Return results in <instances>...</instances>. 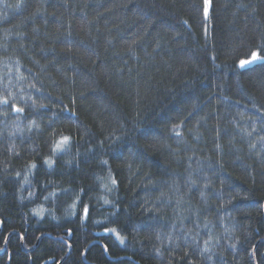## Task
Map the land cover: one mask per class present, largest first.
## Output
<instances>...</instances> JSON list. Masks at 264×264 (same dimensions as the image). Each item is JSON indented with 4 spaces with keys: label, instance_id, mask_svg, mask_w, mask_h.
I'll use <instances>...</instances> for the list:
<instances>
[{
    "label": "trees",
    "instance_id": "obj_1",
    "mask_svg": "<svg viewBox=\"0 0 264 264\" xmlns=\"http://www.w3.org/2000/svg\"><path fill=\"white\" fill-rule=\"evenodd\" d=\"M204 6L0 0V264H264V0Z\"/></svg>",
    "mask_w": 264,
    "mask_h": 264
},
{
    "label": "snow or ice",
    "instance_id": "obj_2",
    "mask_svg": "<svg viewBox=\"0 0 264 264\" xmlns=\"http://www.w3.org/2000/svg\"><path fill=\"white\" fill-rule=\"evenodd\" d=\"M208 4H209V0H205V6H204V14H205V16L208 15ZM257 60H264V55H260L257 51H253V52L251 53V56H250L249 59H241V60H239V63H238L237 66H238L239 68L243 69V68H245L247 65H249V64H251V63H253V62L257 61ZM0 102H2V103H8V100H7V98H4V99H3L2 101H0ZM14 110H15V111H23V109H18V108H15ZM69 139H70V138L67 137V136L62 137L61 140L57 141V143L55 144V147H54L53 150L56 151V150L61 149L65 144L68 143ZM47 162H48L49 164H51V161H47ZM32 167H35V165H32ZM111 182H112L113 185L116 184V180H115V179H112ZM107 202H108V201H106V203H107ZM84 211H85V213L87 214V211H88L87 206H85ZM106 231H115V229H111V230L106 229ZM117 235H118V234H117ZM118 238H120V239H121V242H123V238L119 237V235H118Z\"/></svg>",
    "mask_w": 264,
    "mask_h": 264
},
{
    "label": "water",
    "instance_id": "obj_3",
    "mask_svg": "<svg viewBox=\"0 0 264 264\" xmlns=\"http://www.w3.org/2000/svg\"><path fill=\"white\" fill-rule=\"evenodd\" d=\"M104 250H105V253L109 256V254L107 253V247L105 246L104 247ZM4 250L1 251V253L3 252ZM47 264V263H46Z\"/></svg>",
    "mask_w": 264,
    "mask_h": 264
}]
</instances>
